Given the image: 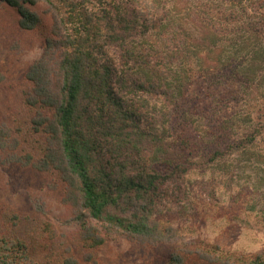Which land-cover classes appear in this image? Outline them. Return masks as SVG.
<instances>
[{
	"label": "trees",
	"instance_id": "1",
	"mask_svg": "<svg viewBox=\"0 0 264 264\" xmlns=\"http://www.w3.org/2000/svg\"><path fill=\"white\" fill-rule=\"evenodd\" d=\"M176 1L0 0V7L17 13L24 31L40 29L33 9L40 3L53 18L43 54L26 73L24 114H17L14 128L0 127L1 163L59 175L79 223L73 241L81 248L79 257L43 219L7 212L0 217V264H102L96 249L111 237L154 245L172 241L161 215L191 206L192 174L210 165L226 174L230 161L264 146V104L253 106L255 118L248 108L264 74V0L254 8L244 0H188L195 19L209 27L202 38ZM250 40L256 47L249 49ZM243 44L240 64L248 66L239 75L247 87L237 98L221 100L201 134L190 122L189 107L195 100L205 103L196 91L211 77L207 61L223 46L238 54ZM206 89L211 94L212 87ZM237 106L247 115L233 111ZM205 149L204 162H197L193 157ZM262 165L254 166L252 192L242 189L250 192L243 212L264 231ZM215 175L208 185L212 199ZM234 180L230 175L222 181L245 196ZM200 248L171 254L166 264H264V246L243 254L221 245Z\"/></svg>",
	"mask_w": 264,
	"mask_h": 264
},
{
	"label": "rangeland",
	"instance_id": "2",
	"mask_svg": "<svg viewBox=\"0 0 264 264\" xmlns=\"http://www.w3.org/2000/svg\"><path fill=\"white\" fill-rule=\"evenodd\" d=\"M175 3L187 17L188 22L190 21V27H199L202 30L196 31L202 34L201 38L209 32V27H203L207 25L195 19L196 16L193 14L196 9L193 4L191 5L188 0L185 2L179 0ZM244 5L246 8L257 7L258 0H244ZM227 7L230 8L228 3L224 7L225 10ZM33 9L40 15L42 25L40 29L28 32L19 27L18 15L13 9L7 5L0 7V73L3 75L0 81V127L14 128L19 120L17 114H24L21 110V100L29 88L26 73L43 54L46 37L52 33L53 18L47 4L40 3ZM225 10L224 13L229 15ZM212 15L217 18L212 23L217 25L220 22L218 13L214 12ZM225 27V23H220V28ZM248 44H251L249 49H252L256 47L257 42L250 40ZM246 46L243 44L237 47L238 54L233 49L227 50L228 48L223 46V49L220 48L215 56L207 61L211 77L207 83L201 82L196 91V94L205 97V103L195 100L189 107L190 122L197 132L201 134L207 132V126L210 124L208 121L213 117L218 105L222 104L221 100L229 95L237 98L241 88L247 87L239 75V71L244 72L239 68L248 66V63L240 64L247 52ZM258 64H261V61L258 60ZM260 77L262 81L257 89L251 92V101L248 105L252 118L257 115L253 106L259 107L264 104V74ZM55 80L57 81V78ZM230 80L235 82L227 84L228 81L231 82ZM208 87H212L211 94L206 89ZM234 109L242 115L248 113V110L241 109L240 106L234 107L233 111ZM263 148V145H257L244 156H237L240 162L230 161L225 170L226 174L223 171L220 173L214 171L211 165L205 168L206 171L197 170L192 174L191 206L186 204L175 206L169 208V213L164 211L161 215L163 220L161 222L170 225L169 235L174 237L172 241L166 240L154 245L111 237L96 249L98 259L102 264H166L171 254L198 250L201 249L200 246L206 244L231 247L239 254L245 251L251 253L261 251L264 246V231L255 225L253 218L246 215L243 209L246 208L245 198L250 196L248 190L251 191V184L255 181L254 166L262 164L264 166ZM12 151L6 149L7 153ZM206 154L207 149L193 158L203 163ZM3 160L4 155L0 153V217L3 213L11 212L10 214L15 213L28 219H43L53 226L57 240H62L67 246L72 247L75 255L79 256L81 248L73 241L79 223L75 218V211L66 201L67 187L59 175L54 172L44 173L31 166L3 165L1 163ZM232 171L238 176L232 175ZM214 173L217 176L218 187L215 190L216 198L212 199L208 185ZM229 174L231 177L234 176L233 186L241 192H246L245 196L237 193L235 189L233 191L226 189V183L222 180L230 177ZM246 186L249 189L244 191Z\"/></svg>",
	"mask_w": 264,
	"mask_h": 264
}]
</instances>
